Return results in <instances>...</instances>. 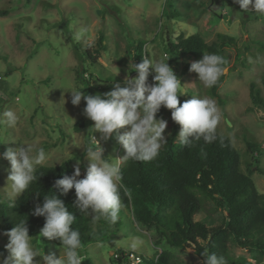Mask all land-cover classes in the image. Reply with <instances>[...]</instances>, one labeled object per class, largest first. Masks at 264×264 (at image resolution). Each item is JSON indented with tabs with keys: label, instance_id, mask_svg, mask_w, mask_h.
I'll return each instance as SVG.
<instances>
[{
	"label": "rangeland",
	"instance_id": "374dc122",
	"mask_svg": "<svg viewBox=\"0 0 264 264\" xmlns=\"http://www.w3.org/2000/svg\"><path fill=\"white\" fill-rule=\"evenodd\" d=\"M0 8L9 10L0 17V112L11 109L19 116L17 125L0 126V141L5 142L0 144V200H11L6 188L10 164L2 153L18 143L44 148L48 159L42 165L70 160L72 174L79 161L83 177L89 163L83 153L85 143L88 139L89 147H95L93 136L100 140V133L94 132V122L83 114L85 102L72 105L71 93H66L70 86L83 88L86 94L106 93L112 90L111 83L123 86L131 63L141 62L136 56L139 41H143L142 58L155 63L169 59L166 41L195 32L207 42L216 40L218 33L237 40L235 47L222 51L227 59L225 79L218 88L223 103L199 82L197 73L189 71L190 63L203 55L198 59L186 55L173 64L167 61L180 79V90L186 93L178 99L183 103L192 96H207L216 101L222 113L216 131L230 138L243 171L250 162L253 164L246 142L257 144L260 154L253 155L259 171L254 166L251 178L256 190L264 193V110L254 107L249 97L252 81L264 91V16L243 12L234 0H0ZM86 45H90L93 59L81 57ZM185 67L186 72H180ZM157 119L167 122L166 137L173 125L171 110L162 106ZM116 134L107 141L100 140L99 146L110 162L126 154L116 142ZM211 209L198 212L195 218L207 224L218 222L221 212ZM123 218L119 232L109 240L82 246V264L86 260L89 264H131L117 261L115 254L118 250L127 252L126 242L133 236L144 241L133 251L142 258L134 264H152L144 258H153L161 249L168 250L177 264H201L192 249L169 245L154 229L132 220L126 209ZM7 242L8 238L0 234L5 256ZM33 242L41 253L43 249L45 254L55 252L58 258L60 247L63 254L59 240L34 238ZM229 251L252 264H264V258L254 261L234 242L229 244Z\"/></svg>",
	"mask_w": 264,
	"mask_h": 264
},
{
	"label": "trees",
	"instance_id": "16d2710c",
	"mask_svg": "<svg viewBox=\"0 0 264 264\" xmlns=\"http://www.w3.org/2000/svg\"><path fill=\"white\" fill-rule=\"evenodd\" d=\"M8 13V8H0V17ZM236 42L234 36L224 33H218L216 40L207 42L195 32L186 37L180 36L174 42L166 41L165 50L170 64L186 55L198 59L203 53H215L227 61L222 51L225 47H235ZM102 43L100 37L99 45L102 46ZM142 44L143 41H139L136 47L139 60H142ZM89 46H85L81 57L94 58ZM261 47L264 50V44ZM180 72L185 73L186 67ZM224 79L225 75L209 88L210 94L222 103L218 88ZM261 80L264 88V76ZM113 85L111 83L110 86ZM249 97L254 107L264 110V91L254 81L249 84ZM179 131L180 125L173 121L166 136L167 142L154 161H122V183L128 192L121 191L123 207L116 224H109L103 218L93 222L90 216L80 214L73 207L74 189L62 195L60 189L54 187L56 180L63 175H72L71 161L63 160L57 165L37 166L38 181L16 198L14 207L9 206L10 202L0 200V233L13 228L15 222L27 219L29 235L37 236L45 221L43 217L31 213L37 203L42 204L43 195L54 194L76 216L72 227L79 230L82 246L109 240L112 234L118 233L124 222L123 210L126 209L132 220L154 229L169 245L192 249L201 264L204 259L201 253H216L223 256L227 264H252L244 256L231 255V242L249 252L254 261L260 262L264 258V193L256 190L251 178L254 166L259 171L253 155L258 151L257 144L246 142L253 164L250 162L243 171L239 153L226 135L217 132V140L211 144L201 139L191 148H182L177 137ZM89 143L87 139L83 153H86ZM210 209L221 212L218 222L207 224L203 219L195 218L198 212ZM0 253L5 255L2 247ZM129 254L136 255L133 251L118 250L115 257L117 261L128 263ZM139 258L142 260L141 256ZM144 259L152 264H177L166 249L157 251L153 258ZM85 264H89L87 260Z\"/></svg>",
	"mask_w": 264,
	"mask_h": 264
},
{
	"label": "clouds",
	"instance_id": "9594fccd",
	"mask_svg": "<svg viewBox=\"0 0 264 264\" xmlns=\"http://www.w3.org/2000/svg\"><path fill=\"white\" fill-rule=\"evenodd\" d=\"M243 12L264 16V0H234ZM79 35L76 39H79ZM164 60L155 63L150 58H142L139 63H131L129 74L125 76L123 86L115 83L112 90L103 94H86L83 88L71 87V103L79 106L85 102L83 114L94 122L92 129L100 133V140L107 141L115 135L116 142L123 147L126 154L114 161L105 159L100 140L93 136L95 147H88L86 158L89 161L81 178L80 162L72 175H63L56 180L54 187L62 195L75 190L73 207L80 214L90 216L93 222L103 218L109 224H116L123 207L121 191L128 189L122 183L120 161L132 159L151 162L160 153L167 139L164 135L167 122L157 119L161 107L171 110L172 120L180 125L178 139L181 147L191 148L201 139L211 144L217 140V127L222 113L214 99L192 96L181 103V82L170 65ZM224 57L215 53H203L202 59L190 63V72L198 74V80L204 87H214L227 69ZM151 69V71H150ZM137 75L132 77L131 72ZM152 81L149 82V76ZM19 116L14 110L0 112V126L17 125ZM127 130L119 133L118 130ZM5 143L0 141V144ZM10 167L8 168L7 189L10 190V207L15 200L37 182V166L45 163L48 154L44 148L32 144L18 143L17 147H8L2 153ZM39 196V194H37ZM43 217L44 224L37 236L29 235L25 219L15 222L10 230L0 233L8 238L5 245L7 256L0 253V264H82V240L78 229L73 228L76 216L70 212L63 200L56 195H43V202L37 203L31 213ZM34 238L42 241L59 240L60 255L55 252L41 253L34 245ZM144 241L133 236L126 242V250L137 251ZM202 264H227L223 256L216 253H201ZM41 257L36 260V257Z\"/></svg>",
	"mask_w": 264,
	"mask_h": 264
},
{
	"label": "built area",
	"instance_id": "2783aa9c",
	"mask_svg": "<svg viewBox=\"0 0 264 264\" xmlns=\"http://www.w3.org/2000/svg\"><path fill=\"white\" fill-rule=\"evenodd\" d=\"M129 257H130V261L129 262L131 264L138 263V262L141 261V259L137 255L129 254Z\"/></svg>",
	"mask_w": 264,
	"mask_h": 264
}]
</instances>
